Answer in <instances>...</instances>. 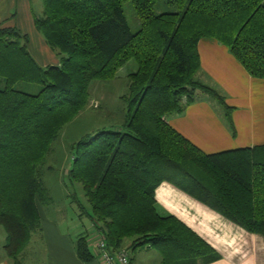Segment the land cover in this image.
Here are the masks:
<instances>
[{"label": "trees", "instance_id": "obj_1", "mask_svg": "<svg viewBox=\"0 0 264 264\" xmlns=\"http://www.w3.org/2000/svg\"><path fill=\"white\" fill-rule=\"evenodd\" d=\"M41 1L35 29L58 65H38L27 36L0 25V228L7 258L23 264L41 230V210L51 204L42 170L51 169L48 157L63 129L88 106L90 84L116 79L131 60L137 71L122 97L123 125L72 145L67 172L83 189L108 250L153 248L161 264L217 260L185 224L159 213L155 190L164 182L264 238V145L208 155L165 120L206 95L224 109L235 134L233 109L199 79L198 43L224 45L252 78L264 81V0ZM75 250L81 262L93 261L87 236Z\"/></svg>", "mask_w": 264, "mask_h": 264}, {"label": "crops", "instance_id": "obj_2", "mask_svg": "<svg viewBox=\"0 0 264 264\" xmlns=\"http://www.w3.org/2000/svg\"><path fill=\"white\" fill-rule=\"evenodd\" d=\"M42 11L41 0H0V25L15 28L27 36V50L38 65L56 66L57 56L35 29L34 20ZM198 54L199 79L216 89L233 109L231 120L235 134L231 133L221 106L206 95H199L183 113L166 118V122L208 155L264 145L260 143L264 141L257 139V131H264V81L252 78L228 48L217 41L200 40ZM155 200L160 214L174 216L214 250L217 260L209 264H264L262 236L244 231L167 182L156 188ZM62 224L61 218L48 220L41 210V230L35 234L43 245L40 264H103L95 246L101 233L93 225L94 235L88 241L94 259L83 263L75 250L82 228L78 223L69 228H63ZM5 237L0 228V264H13L3 249ZM24 261L23 258L26 264Z\"/></svg>", "mask_w": 264, "mask_h": 264}, {"label": "rangeland", "instance_id": "obj_3", "mask_svg": "<svg viewBox=\"0 0 264 264\" xmlns=\"http://www.w3.org/2000/svg\"><path fill=\"white\" fill-rule=\"evenodd\" d=\"M124 11L132 31L136 32L139 27L131 6L126 4ZM161 11H163L162 6L157 9L158 13ZM136 71V62L131 60L119 69L116 79L95 81L90 84L88 106L63 129L59 138L54 142L53 151L48 157L47 165L51 169L44 168L42 170L43 184L51 197V204L43 209L47 219L58 221L61 218L63 228H69L72 224L78 223L82 228V235L87 236L90 242L94 235L93 224L88 214L91 209L81 186L71 183L67 178L71 162V146L85 135L94 134L100 130H117L123 125L127 106L122 97L128 92V76ZM33 90L37 91L38 89ZM210 99L216 102L212 98ZM221 110L225 118V111L223 108ZM231 133L233 134V131ZM257 139L264 141V131H257ZM27 248L23 255L24 262L40 264L39 256L43 245L36 235L33 236ZM90 249H93L91 245ZM129 253L135 264H161V258L153 248H138L130 250Z\"/></svg>", "mask_w": 264, "mask_h": 264}, {"label": "built area", "instance_id": "obj_4", "mask_svg": "<svg viewBox=\"0 0 264 264\" xmlns=\"http://www.w3.org/2000/svg\"><path fill=\"white\" fill-rule=\"evenodd\" d=\"M96 249L98 257L103 264H132L130 253L126 248L112 253L108 250L104 237H100L97 242Z\"/></svg>", "mask_w": 264, "mask_h": 264}]
</instances>
